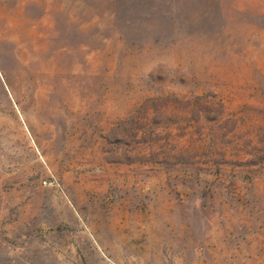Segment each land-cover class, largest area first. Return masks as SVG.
<instances>
[{
    "label": "rangeland",
    "instance_id": "1",
    "mask_svg": "<svg viewBox=\"0 0 264 264\" xmlns=\"http://www.w3.org/2000/svg\"><path fill=\"white\" fill-rule=\"evenodd\" d=\"M0 264H264V0H0Z\"/></svg>",
    "mask_w": 264,
    "mask_h": 264
}]
</instances>
